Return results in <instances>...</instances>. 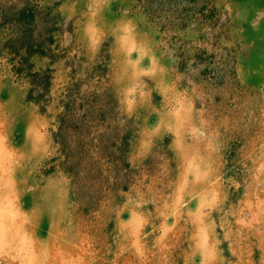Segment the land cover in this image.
Masks as SVG:
<instances>
[{"label": "rangeland", "instance_id": "rangeland-1", "mask_svg": "<svg viewBox=\"0 0 264 264\" xmlns=\"http://www.w3.org/2000/svg\"><path fill=\"white\" fill-rule=\"evenodd\" d=\"M0 125V264H264V0H0Z\"/></svg>", "mask_w": 264, "mask_h": 264}, {"label": "snow or ice", "instance_id": "snow-or-ice-1", "mask_svg": "<svg viewBox=\"0 0 264 264\" xmlns=\"http://www.w3.org/2000/svg\"><path fill=\"white\" fill-rule=\"evenodd\" d=\"M196 178L200 179L199 173H197ZM206 204H207V201H205V203H202L201 207L206 206ZM141 223H142V221H141L140 217L137 216L135 218H132L131 223L129 224V226L132 227V229H136V228H138L140 226ZM207 254L209 256H211V252H208Z\"/></svg>", "mask_w": 264, "mask_h": 264}, {"label": "clouds", "instance_id": "clouds-1", "mask_svg": "<svg viewBox=\"0 0 264 264\" xmlns=\"http://www.w3.org/2000/svg\"><path fill=\"white\" fill-rule=\"evenodd\" d=\"M0 127H2V125H0Z\"/></svg>", "mask_w": 264, "mask_h": 264}]
</instances>
